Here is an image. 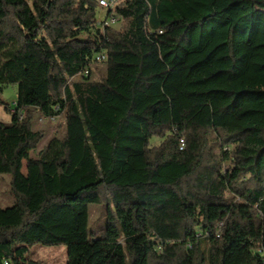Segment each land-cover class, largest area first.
Masks as SVG:
<instances>
[{
	"label": "trees",
	"instance_id": "trees-1",
	"mask_svg": "<svg viewBox=\"0 0 264 264\" xmlns=\"http://www.w3.org/2000/svg\"><path fill=\"white\" fill-rule=\"evenodd\" d=\"M98 1L0 0V264H264V0Z\"/></svg>",
	"mask_w": 264,
	"mask_h": 264
},
{
	"label": "rangeland",
	"instance_id": "rangeland-1",
	"mask_svg": "<svg viewBox=\"0 0 264 264\" xmlns=\"http://www.w3.org/2000/svg\"><path fill=\"white\" fill-rule=\"evenodd\" d=\"M104 11L99 9V15L103 16ZM119 25V24H118ZM116 25V27H119ZM105 73V65L103 63L92 64V79L98 80ZM17 85L11 84L4 88L1 98L5 103L11 105V113L6 111L4 106H0V120L5 122L11 121V114L17 111ZM62 118L45 119L41 114H38L35 119V128L44 129L47 132V137L40 144V148L46 145L50 138L54 136H62L64 134V128L59 124H62ZM161 139L155 136L151 139V145L158 144ZM25 171V163L24 168ZM11 175L9 173H0V201L3 207L11 206L15 203V196L11 190ZM91 229H99L105 225L107 209L102 204L91 205ZM31 259L42 260L43 264H67L68 252L66 245H34L29 255Z\"/></svg>",
	"mask_w": 264,
	"mask_h": 264
},
{
	"label": "built area",
	"instance_id": "built-area-1",
	"mask_svg": "<svg viewBox=\"0 0 264 264\" xmlns=\"http://www.w3.org/2000/svg\"><path fill=\"white\" fill-rule=\"evenodd\" d=\"M120 0H99L98 7L104 11L103 16H99L96 22V29L99 30V35H105V29L108 26H116L120 22L118 14L113 12L115 6ZM106 59V54L101 51L95 55V60L100 62ZM85 74H89V69L83 71ZM184 146V139H181V148Z\"/></svg>",
	"mask_w": 264,
	"mask_h": 264
}]
</instances>
